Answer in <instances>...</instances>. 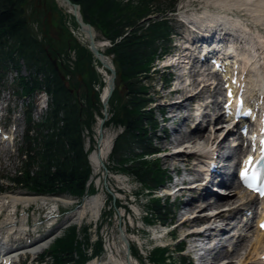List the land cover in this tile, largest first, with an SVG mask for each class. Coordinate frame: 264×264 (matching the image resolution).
Wrapping results in <instances>:
<instances>
[{
  "label": "trees",
  "instance_id": "1",
  "mask_svg": "<svg viewBox=\"0 0 264 264\" xmlns=\"http://www.w3.org/2000/svg\"><path fill=\"white\" fill-rule=\"evenodd\" d=\"M71 1L79 4L84 21L92 24L97 32L114 44L109 51L115 54L121 79L127 86L124 95L126 98L136 97L138 100L143 90L139 75L149 70L148 65L156 56L158 48L166 46L165 40L168 33V28L164 23H150L146 27L138 24V21L150 13L149 6L152 0H139L136 5L131 3L126 5L119 0ZM27 7V0H0V35L11 39L12 45L19 51V54L28 60V65L37 66L39 61L47 60L45 56L47 47L33 38L30 24L38 21L39 18L35 17V7L32 13L27 15L25 13ZM127 28L130 31L124 36ZM58 33L62 41L68 39L65 30L60 29ZM45 37L51 40L46 33ZM58 45L72 48V44L70 46L68 42ZM38 53H42L43 57L38 56ZM77 61V66H91V54L87 49L78 45ZM45 62L46 66H39L38 69L53 74L51 79L45 81V86L54 98L52 116L55 118L59 109L63 112L61 118L56 117L54 120L55 127L58 121L62 122V125L58 126L57 131L51 133L45 140L46 153L42 156L45 164L42 166V171L35 177L25 175V182L30 181L31 188L37 191L68 190L80 193L89 173L85 155L82 152L81 135L83 127L90 128L93 122L92 113L88 109H83L85 119H82V110L80 111L78 103H73L70 91L66 89L67 87L52 69L49 61ZM82 69L76 68L75 71L81 74ZM61 71L65 75L68 68L62 66ZM89 74L92 82H99L98 76L94 77L91 71ZM78 85L77 81L75 84L70 83L69 87L74 88ZM86 100L88 107L91 108V99L86 98ZM109 103L111 118L105 125L114 124L122 128V133L115 139L112 150V157L115 158L118 167L138 182H148L150 179L162 182V172L155 169L157 163L145 161L140 157L124 158L126 153L133 154L130 149L131 144L143 145L148 141V128L154 126L149 115L140 113L139 106L136 104L130 103L129 107L126 106L123 99L116 93ZM54 146L59 154L55 159L50 153ZM158 206L159 203L156 201L150 208L155 209ZM86 241L84 243L78 241L77 230L74 226L66 230L53 246L54 261L57 262L58 255L64 253L70 257V260L74 253L78 254L81 260L86 259L82 253L83 246L89 245L88 239ZM97 249H101V242L97 243ZM151 260L163 261L162 250L153 252Z\"/></svg>",
  "mask_w": 264,
  "mask_h": 264
},
{
  "label": "rangeland",
  "instance_id": "2",
  "mask_svg": "<svg viewBox=\"0 0 264 264\" xmlns=\"http://www.w3.org/2000/svg\"><path fill=\"white\" fill-rule=\"evenodd\" d=\"M119 1L123 4H126V5L128 3L136 5L135 2H127L126 0H119ZM194 1L195 0H192L193 5H194L193 9L195 11H202V9H201L202 7L203 8L211 7L213 10L215 9L214 4L212 3L214 0H197L198 2H194ZM177 2L179 3V0L176 1V4H175L176 7L178 5ZM156 4H157V7H159V9L162 10V9L167 8V6L169 4V0H156ZM34 7H36L38 9L37 11L34 10V13H35V17L39 18L38 19L39 22L41 20V14L43 12L47 16V22L46 23L43 22L42 20L38 24L34 23V27L36 28V31L32 30V31H34V34L36 32L40 35L41 34L40 31L45 29L46 35H48V36L52 35V37L55 40H57L58 36H57L55 29H57V28L60 29L59 26H61L62 27L61 30H65V29L68 30L70 33H72V36L75 37L82 44V46H81V44L78 43V41L71 40L70 43L72 44V48H74L75 52H77V45L81 48L85 47V43L84 42L82 43V39L79 35V31H80L79 26H78L77 22L75 21L74 17L69 12H67V10H68L67 8H65L59 4H56V2L54 0H46L45 4L42 2H38V0H29V5H28V8H25V13L27 15H30V13H32ZM151 11H153V14L150 15L149 17H151L153 20L152 19H145V20L142 19V20L138 21V24L140 26L146 27V24H147L146 20H152V21L158 20V19H160L161 16L163 17L165 15V14L163 15V13H158V12L154 13L155 10H153V7H152ZM166 18L168 20L167 22L170 23L171 28H173L176 25L175 20L170 16V14ZM83 21H84V19H83ZM84 22L88 23L86 21H84ZM150 23H153V22L150 21L149 25H150ZM88 24H90V23H88ZM64 26H65V29H64ZM90 26L93 28L94 33L96 32L95 33V35H96V38H95L96 43L95 44L99 47L100 52H102V54L107 55L109 57L110 61L112 62L113 66L115 68L116 75H117L116 79H115V84L117 85V83L119 81L118 75L120 73H119V69L117 68V62L115 59V54L113 52L109 51L111 49V44L109 43V41H106L105 38H103V36L99 32L95 31V28L93 27L92 24H90ZM128 30H129V28L125 29V32H127ZM73 32H74L75 36L73 35ZM85 41H86V45L88 46L87 39H85ZM102 44H104V45L102 46ZM100 46H102V47H100ZM74 51H73V53H74ZM157 54H158V52H157ZM71 56L72 57L69 60H67V59L65 60V58H64L65 62H63L60 58H58V59H60L62 64L70 67L69 72L67 71L68 82H70L71 84L72 83L75 84L78 81V83H79L78 86L74 87L77 90H76V92L73 91V93H74L73 95L78 97V99H79L78 103H80L83 106V109L90 110V112L92 113L91 115L93 116L95 112L99 111V108L96 106H92L91 108H89L87 100L85 98V95H87V96L89 95L92 100H97V93L95 91H93L92 86H91L92 81L90 80L89 71H91L93 73L94 77L98 76L99 82H97L95 84V87H98L97 85H99V86H102V84L104 85V77H103L104 73L102 74V72H101L103 69L100 68L101 66L97 63V61L95 60V58L93 56H92L93 61L91 60L92 66H77L78 61H74L75 54L71 53ZM61 58L63 59V55H61ZM155 59H156V57H154L152 59V61L149 63V65H148L149 69H150V67H154V69H155L158 66V62H156V61L154 62ZM20 64H21L20 65L21 67L19 69L18 74L20 76H22L23 78H26L27 80L32 78L33 77V71H34L33 68H27L26 64L24 62L23 63L20 62ZM74 66H75V68H79V69L84 68L81 70V74H78L75 71ZM159 78H161L160 72H158L157 74H155L153 76L150 75L147 78L148 80L146 81V84L148 87V91L146 92V94L149 96L148 97L149 99H153V97L156 98L157 94L159 97L167 96V93L171 89H173V87H171L170 90H166L167 88L172 86L171 78L163 81L164 89L162 88L161 83H157ZM7 80H8V78L4 79L2 81V83H0V86L3 87V89L5 91V94L0 93V98H4L5 96L8 97L9 103H10L8 106V110L10 113L11 112L12 113H14V112H17V113L20 112L21 113L20 119L18 121L19 131L17 134L18 144H19L21 142V138L24 136L23 135L24 134V127H25L24 115H23L24 108H22V111H21L20 100H18L17 98H16V100H18V101L13 100L11 95L13 93L14 94H16V93H15V90L13 89V87L9 86V82H7ZM191 81L193 82L192 84L195 87H196V85H198L197 82H194L195 81L194 79ZM152 87H155L154 92L152 91ZM187 90H190V87L186 88V91ZM125 92H126V90H122L119 94L123 95ZM156 92H157V94H156ZM6 93H9V94L7 95ZM75 93H77L78 96ZM16 95H17V97L19 96V94H16ZM35 95L36 94H32L30 96L29 100L33 99L32 100L33 101V108L35 109L36 116L38 117L37 120H40L42 118V115L45 114V112H44L45 109H43V111L38 112L39 107L36 108V105H35L36 96ZM18 98H20V97H18ZM167 100L169 101L170 98L168 97ZM93 107H95V109H93ZM154 115H155V119L159 120V117H158L156 111L154 112ZM96 120L97 121H96L95 125H94V123H92L93 124V128H92L93 135H91L90 132L84 131L83 148H84V152L86 153V155L89 154L92 150H95L97 148V141H99V139H100L98 118ZM59 125H61V124H59ZM159 129H160V127H158V129L155 131V133L152 134V137L160 136ZM120 131H121V128H119L118 126H115L114 124H108L107 127H102V135H103V137H106L107 139H109L110 145L113 143L114 137L117 134H119ZM150 132L152 133V131H150ZM44 133H45V131H44ZM206 134H207V132H206ZM162 136H164V135L162 134ZM170 137H172V135H170ZM163 140H164V137L160 141H158L156 138L153 139L152 147L157 146L160 149L161 145H162L161 143ZM135 147L136 146H134V148ZM1 151L2 152L0 153V176H5L8 178H11L14 176V170L18 166V162L15 159V156H13L9 151H3V146L1 148ZM1 161L3 164H1ZM234 162H235V160H233V158H231V160L228 161V164L231 166L234 164ZM103 165L106 168L110 169V166L112 165V163L109 161V157L106 160H104ZM159 165L163 169V167H164L163 163L160 162ZM1 169H3V172L1 171ZM91 169H93L90 176H91V178L94 179V181H93V185L95 186V188H94L95 193L94 194H96L95 196H97L99 198V199H97V206L99 208H101L102 205L104 204V201L106 204L102 207L100 215L88 213L85 217L86 219H84V220L78 221V219H74L71 217V221L76 223L75 225H77V229H78V238L81 239V241H83V237H86V235H89V234H90L91 240L94 241L96 231L98 233V237L99 236L102 237L103 244H104L103 247L105 248L106 252L104 251L105 252L104 256L102 254V256L99 257V259H97L98 261L102 262L103 260H106V258H108V260H109V257L111 258V255L115 256V258H119L120 251L118 250L117 243H116V236L118 235V232H119V226H122V228L124 230L123 232H124L126 238L131 240L130 245H132L133 247L138 249L137 245L140 246V245H142V243H144V241H141L142 240V236H141L142 234L140 233V230H139L140 221L137 219L138 209L140 210L139 213L141 215H143L142 209L141 208L137 209L136 205H127L126 202L124 201L125 198H123L124 195L126 197H128V194L130 191L140 190V186L138 184H136V182L133 178L126 176V175H123L119 171L115 172L114 174L105 171L102 168L101 164L97 167V169H95L93 167H91ZM163 170H165V169H163ZM115 174H118V175H115ZM171 175L172 174L170 171L167 172V176H171ZM104 177H106L105 182H106L108 191L113 194V196L117 202V205H119L118 208L108 216L105 213V211H107L108 209H110V207H112L113 202L111 200H109L107 195H106L105 188H104ZM0 183L1 184H3V183L7 184V188L4 185H2V187H0V190H2V192H0V195H2L4 193H8L7 190L5 191V189L10 188L11 183L7 182V181H2V180H0ZM114 189H119L121 194H117ZM14 191L22 192V193L26 192V190L24 188L15 189ZM236 194L238 195L239 193H236ZM129 199H132V198H128V200ZM141 199H142V201H141ZM143 199L144 198H136L137 206H140V207L144 206L145 202ZM85 200H86L85 202H90L91 198L86 197ZM87 200H89V201H87ZM181 200H180V202L178 200V202L174 204V210L175 211L169 205L166 208L169 211V213L171 214L170 215L171 220H173L174 223H176L177 220L180 218V214L177 210L179 209L178 205L179 204L181 205ZM236 200H238L240 202V200L238 198H236ZM72 201H74V200L72 199ZM238 201H236V202L238 203ZM100 204H101V206H100ZM168 204H170V203H168ZM126 206H128V207H126ZM242 207H243V210L246 208L245 206H242ZM74 208L75 207H73V206L72 207L69 206V207H66V210L71 211ZM124 208L126 209V211L130 210L129 216L125 215L122 217V215L124 213L121 209H124ZM144 208H146V207H144ZM64 210L65 209H63V211ZM74 210H72V212ZM21 211L19 212L20 216L22 215ZM28 216L31 218L32 223H35L34 219L38 218V214L36 212H34L33 210L28 213ZM170 216H169V218H170ZM241 216H242V212L239 215V217H241ZM146 217H147V219L151 218V216H149V215ZM60 218H63V220L69 219L67 221V223H69V221H70V215L69 214H66V215L63 214V215H61ZM151 223L154 224L155 227L157 228L156 223H158V222L155 219H153V222H151ZM95 225H96V227H95ZM84 228H88V231L84 230ZM151 229H154V227ZM251 229L254 230L253 226ZM176 237H178V236H176ZM249 241H250V239L249 240L247 239V242H249ZM88 248L89 247H86L84 245V251L86 253H88V250L94 249V247H92V246L89 249ZM142 249H144V248H141V253L139 255L140 256L139 257L140 258L139 263L140 264H148V260L146 259V256H145L146 255L145 251H144L145 249L144 250H142ZM171 249H173V246H171ZM222 252L224 253L225 251H222ZM74 256H75V254H72V257H74ZM173 257L176 258V253H174ZM110 260H112V259H110ZM234 260H236V258H234L233 261ZM112 262H113V260H112ZM43 264H51V262L46 261V263H43Z\"/></svg>",
  "mask_w": 264,
  "mask_h": 264
},
{
  "label": "bare ground",
  "instance_id": "3",
  "mask_svg": "<svg viewBox=\"0 0 264 264\" xmlns=\"http://www.w3.org/2000/svg\"><path fill=\"white\" fill-rule=\"evenodd\" d=\"M233 3H230L229 0H224V1H213L212 3L217 7L216 9L219 10V12H223L227 9H230L232 7H241L243 8V11L248 12L250 15V19L252 23L258 25L260 24L262 26V29L264 30V0H232ZM222 7V8H220ZM218 15V13L216 14ZM104 44H102L103 46ZM100 46V47H102ZM180 59V56L177 60ZM176 61V60H174ZM103 72V71H101ZM108 76V74L106 75ZM108 78V77H107ZM195 82V81H194ZM257 86V84H256ZM180 97L182 98L181 102L179 104H175L176 100L168 103L165 107L168 109L167 114L169 113V110H175L179 108H185V106L188 104L187 96L185 95V90L184 87L180 88ZM178 89H175L174 94L172 92L168 93L166 98H173L175 95H179V92H177ZM201 90L196 93V96L201 95ZM255 92V87L252 89V95ZM107 94V88L104 86L103 91L101 93V97L104 98ZM218 129H215L217 131ZM211 136V133H209ZM205 136V133L201 130L196 131V132H191L189 134L184 135L187 142L189 144H186L185 147L189 148V151L191 150V146L193 145L194 149L196 151H203L206 149L205 145H202V141L204 144H208L210 142V136ZM170 140L164 139L162 141V145L160 149H166L170 145L169 143ZM109 139L106 137H103L99 139L98 142V148L99 151H94L91 156L90 160L93 162L94 165L100 164L101 160L106 158V154L109 149ZM184 143L180 141L179 145H183ZM197 144V145H194ZM217 146V151H222L225 148L224 143H220ZM157 149H159L156 146ZM224 150L222 151V153ZM238 151H231L229 154L228 158L231 160ZM234 154V155H233ZM188 154H183V156H180V159H184L187 157ZM228 159V160H229ZM229 160V161H230ZM170 158L165 157L163 159V164L165 167V164H169ZM179 166H175L174 171H177ZM189 174L192 176H199L198 174L189 171ZM180 179H185V178H180ZM231 179V183L229 184V192L228 194L223 197L216 199L213 202H207L206 198L204 199L201 195L200 192H197L196 190H186V189H180L179 195L182 197L184 195H187L185 198L182 200V208L181 210H190L191 212H196L197 214H201L204 211H208L207 208H210L209 210H217L216 215L211 216V217H200L196 216L191 220L186 221L187 224L194 225L198 222L202 221H207V222H212L209 219L212 220H218L221 221L220 219L224 220L222 221L225 225V228H227L229 231L233 232V236H235L239 231H243L245 229V233H247L245 236L241 237V235H238L237 240L234 242L232 249L228 252L223 253L222 251H219L218 253H215L211 255V253L203 254L200 257V262L206 263V264H264L260 260V256L263 253L264 250V235L263 233H259L257 230H255L253 238L247 242L246 238H248V233L250 231V227L246 224L240 223L237 220V213L242 212V209L240 207L241 202L237 203L236 198H239V194H242L241 200H246L244 197H249L245 202L249 203L252 200V196L249 195L247 192L243 191L237 192L239 190L238 186L235 185L234 179ZM236 193H239L238 195ZM244 196V197H243ZM57 200L61 199L56 198ZM41 200L40 203H44L45 199L44 198H39L37 196H28L20 193L16 194H4L0 195V214L4 213V218L0 219V236L1 238H7V241H13V236L16 235L17 237H20L23 232H25L26 227L24 226L23 223V218H19L16 222L12 220L13 215L10 212V208H13L14 206L17 208L18 205H24L23 210L25 208L30 207L31 205L36 206L38 210H44L43 206H38L36 204V201ZM64 203L68 204L70 201H72L70 198H63ZM89 201V200H87ZM62 202V201H61ZM223 207H227L226 209L222 210ZM91 210L92 213L96 214L97 210V198L95 200H90V202H84L83 206L81 209L78 211L75 217L78 218V220L82 219V215L84 212ZM227 214V216L225 215ZM227 219V220H226ZM213 229H210L212 231L208 236L210 237H216L214 234L216 231L220 232L221 230L219 228H216V226H212ZM181 228V226H179ZM223 228V227H222ZM31 229V228H30ZM31 233V230L28 231ZM123 233V232H122ZM121 235L118 234L116 236V243H117V248L120 251L119 258H115V256L111 255V258L109 257L106 258V260L97 261V260H92L89 261L87 264H126L124 256H122V252L126 251V246L124 242L122 241ZM47 237L45 236L42 239H36L34 243L30 246H25L24 248H28L30 252L34 253L35 255L38 254L39 252L43 251V246L45 242L47 241ZM21 238V237H20ZM128 240V239H127ZM128 242H130L128 240ZM260 250V253H257ZM258 256V258H257ZM236 258V260L233 261V259ZM112 259V260H110ZM214 262V263H212Z\"/></svg>",
  "mask_w": 264,
  "mask_h": 264
},
{
  "label": "water",
  "instance_id": "4",
  "mask_svg": "<svg viewBox=\"0 0 264 264\" xmlns=\"http://www.w3.org/2000/svg\"><path fill=\"white\" fill-rule=\"evenodd\" d=\"M56 1L63 4L64 6L72 9L73 16L75 17V20H76L79 28L87 36V39H88V42L90 45V50H91L92 54L100 61V63L103 65V67H105L107 70H109V72L111 74V77H110L109 82H108V89H109L108 90V96L103 101V108H104L103 114L105 117L107 115V113H106L107 99L110 97V95L113 91V88H114L115 71H114L113 67L111 66L110 60L107 57H105L103 54H101L97 51V48L95 47V43H94V36H95L94 30L89 24L84 23L82 21V18H81L80 12H79V6L77 4L72 3L70 0H56ZM52 64L54 66H56L55 60L52 61ZM122 87H124L123 83L120 84V88H122ZM122 239L125 242V244H127L123 236H122Z\"/></svg>",
  "mask_w": 264,
  "mask_h": 264
},
{
  "label": "snow or ice",
  "instance_id": "5",
  "mask_svg": "<svg viewBox=\"0 0 264 264\" xmlns=\"http://www.w3.org/2000/svg\"><path fill=\"white\" fill-rule=\"evenodd\" d=\"M229 95H231V93H229ZM261 153V160L264 161V140H261ZM252 163V157H248V159L245 161V167L240 173L241 179L245 186H247L249 189L258 192L261 196H264V181L257 185L256 182L258 180V174L252 168ZM250 172L251 175L249 174ZM261 228L264 229V223L261 224Z\"/></svg>",
  "mask_w": 264,
  "mask_h": 264
},
{
  "label": "crops",
  "instance_id": "6",
  "mask_svg": "<svg viewBox=\"0 0 264 264\" xmlns=\"http://www.w3.org/2000/svg\"><path fill=\"white\" fill-rule=\"evenodd\" d=\"M55 44H59L58 40H55Z\"/></svg>",
  "mask_w": 264,
  "mask_h": 264
}]
</instances>
